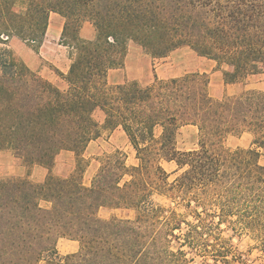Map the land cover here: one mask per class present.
Masks as SVG:
<instances>
[{"label":"trees","instance_id":"16d2710c","mask_svg":"<svg viewBox=\"0 0 264 264\" xmlns=\"http://www.w3.org/2000/svg\"><path fill=\"white\" fill-rule=\"evenodd\" d=\"M52 13L65 18L72 49L69 71L56 69L64 88L10 46L40 44ZM85 21L93 40L80 37ZM130 42L155 58L187 45L215 60L226 83H245L264 72V0H0V151L47 168L63 150L76 156L66 177L0 179V264H187L189 252L234 264L233 237L244 233L264 252V91L215 97L206 72L110 84ZM187 125L198 147L182 151ZM116 129L136 162L116 149L84 184L86 147ZM246 132L249 148L225 145ZM61 238L79 250L61 254Z\"/></svg>","mask_w":264,"mask_h":264},{"label":"rangeland","instance_id":"374dc122","mask_svg":"<svg viewBox=\"0 0 264 264\" xmlns=\"http://www.w3.org/2000/svg\"><path fill=\"white\" fill-rule=\"evenodd\" d=\"M50 22L53 28L54 21L52 20ZM11 44L16 49H20V47L24 49L26 48L21 41L17 40V38H14ZM38 47L39 45H36L34 50H37ZM129 47L131 50L135 51L134 57L137 58L135 59L136 62L134 64L135 71L141 77L140 80L144 84L153 81L156 75L160 78H170L185 73L196 72L197 70L204 68V63L208 61L206 58L199 56L187 45L177 48L163 58L153 57L134 42H130ZM46 68L47 70H53L52 65H46ZM208 75L211 81L209 88L210 93L215 95V91L218 89L222 90V80L219 78L218 82L214 76L211 77L210 73H208ZM246 88H254L264 91V72L250 76L245 83L235 86L234 90L241 92V90ZM100 116L101 114L97 113V117L100 118ZM198 138L197 127H182L177 138L178 148L182 151L195 149L198 147ZM252 140L253 136L248 133H243L241 135L230 134L225 140V145L230 149L249 148L252 145ZM116 149H121L128 154V162L130 164L136 162L132 146L129 144V140L122 130L115 132L103 130L101 136L92 140L84 151V157L90 163V166L85 173V179L89 180L92 175H94L100 164V159L103 156L113 153ZM4 158H6V156L2 157L0 161L4 160ZM261 163L264 165V156L261 157ZM164 165L169 171L176 169V164L174 162H165ZM3 166V163H0V179L11 177L17 178L14 174H9L10 172ZM113 213V211L108 209H102L100 212L103 217H109ZM231 233L232 231H227L224 232V235L229 236ZM63 242H67V240L62 239L58 245L61 251L66 252V250H62L61 244ZM233 251L242 256V260L234 264H264V252H262L257 244H255V241H253L249 234L244 233L240 236L235 235L233 237ZM188 256L192 259L187 264H216L212 256L197 255L193 257L191 252L188 253Z\"/></svg>","mask_w":264,"mask_h":264},{"label":"crops","instance_id":"0c3cea01","mask_svg":"<svg viewBox=\"0 0 264 264\" xmlns=\"http://www.w3.org/2000/svg\"><path fill=\"white\" fill-rule=\"evenodd\" d=\"M52 20L54 21V26L52 28L51 22H49L46 35L43 41L40 44H38L39 47L37 50H34L36 45L28 44L27 42L21 40L18 37H14V38H17V40L21 41V43L26 48L24 49L20 47V49H16L15 47H13L11 43L14 38L10 40V46L13 48L16 54L21 59H23L33 70L37 71L44 78L48 79L49 81L53 82L59 87L64 88L66 86L65 85L66 82L56 72V69H58L60 72L64 74H66L69 71L71 64L72 49L70 46L64 44L61 39L63 28L65 25V18L58 13H52L50 16V21ZM79 34L83 40H93L96 38L97 32L93 23H91L90 21H85L80 28ZM130 47L128 48V53L126 55L124 65L122 67L113 68L109 70L108 82L110 84H119L126 80H138L141 82L140 80L141 77L135 71V67H134V64L136 62L135 59H137L136 57H134L135 51L131 50ZM206 59L208 61L204 63V68H201L196 72L210 73L211 77L214 76L218 80V82L220 78L222 80V85H223L222 90L218 89L217 91H215L216 92L215 95H213L212 93L211 94L215 97H222L225 94L232 95V94L240 93L234 89L235 86H238L241 83H226L224 80L223 71L222 69L218 68L217 62L209 58ZM46 65L49 66L52 65L53 70H47ZM187 126H194V125H187ZM119 130L121 131V129H116L114 130V132ZM122 132L125 134L123 130ZM4 156H6V158H4V160H1L0 163H3L4 165L3 167L7 168V170L10 172L9 174H14L16 177H28L34 182H43L50 173L63 177L69 176L71 173L74 172L76 166V156L75 153L71 150L61 151L56 156L54 164L52 165L51 168H47L42 165L27 166L20 158L16 157L11 151H0V157L2 158ZM86 172L87 171H85V173ZM85 173L83 176V182L86 185H90L94 175H92V177L89 180H87L85 179L86 176ZM62 239L67 240V242H63L61 244L62 250H66V252L61 251L58 245V250L61 254L66 255L77 252L79 250L80 248L79 241L71 240L67 238H61L59 242Z\"/></svg>","mask_w":264,"mask_h":264}]
</instances>
